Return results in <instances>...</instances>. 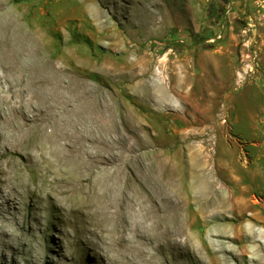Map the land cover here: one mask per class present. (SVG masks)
<instances>
[{
	"label": "rangeland",
	"instance_id": "rangeland-1",
	"mask_svg": "<svg viewBox=\"0 0 264 264\" xmlns=\"http://www.w3.org/2000/svg\"><path fill=\"white\" fill-rule=\"evenodd\" d=\"M224 6L217 0H0V14L10 11L21 26L38 29L44 44L42 53L47 57L69 55L75 61L72 64L88 58L94 60L90 82L98 83L108 97L115 95L123 106H133L145 125L139 133L158 146L165 141L167 144L161 149L173 150L177 145L173 131L175 110L184 111L183 117L190 119L195 114L192 103L203 110L209 108L208 116L214 122L203 124L202 132L206 131L201 136L196 129L200 127L181 128L185 134L181 137L185 139L182 150L189 153L194 145L204 149L211 144L210 150L219 154L217 168L229 169L232 178H242L239 190L244 187L246 194L236 196L223 216L231 218L238 228L246 226L248 219L251 223L258 219L254 239L264 244V78L257 79L255 74L248 73L259 66L260 54L258 48L247 42L251 32L243 31V26L233 21L230 14L223 13ZM104 33L108 36L98 38ZM123 58L133 59L138 72L148 71L144 78L147 77V84H161L158 76L164 75L169 108L149 103V110L141 109L138 103L134 104L133 91L124 89L123 81L115 83L106 76L102 83L98 81L101 64L108 67L113 60ZM38 60L31 54L24 56L28 68ZM1 72L11 75L9 80L16 76L0 57ZM178 83L182 84L174 88ZM1 85L7 88L4 81ZM175 91L183 94L185 101H179ZM8 113L3 105L0 136L10 132V124L5 122ZM223 153L230 161L222 160ZM23 156L24 152L11 145L0 149V264H118L116 245L105 231L111 228V217L98 215L94 209L97 206L89 207L87 216H83L84 213L76 214L64 203L63 207L53 205L47 194L38 192L42 185L38 174L45 172L44 167L38 165L29 170ZM92 185L87 191L90 199L101 188L99 183ZM29 191L34 193L29 195ZM13 192L16 201L6 204L8 194ZM59 197L65 199L64 195ZM238 217L246 220L237 222ZM123 226L110 231L115 240L125 232ZM139 229L153 243L162 240L154 237L152 230L140 226ZM204 229L201 232L206 236ZM163 246L167 264H181L180 250ZM225 248L241 253L235 243L225 244ZM253 255L248 247L245 261Z\"/></svg>",
	"mask_w": 264,
	"mask_h": 264
},
{
	"label": "bare ground",
	"instance_id": "bare-ground-1",
	"mask_svg": "<svg viewBox=\"0 0 264 264\" xmlns=\"http://www.w3.org/2000/svg\"><path fill=\"white\" fill-rule=\"evenodd\" d=\"M0 15V57L16 73L10 80L6 72L0 73V84H7V88L0 87V108L4 105L9 110L5 122L10 124V132L1 133L0 149L7 145L19 148L29 170L44 167L45 172L38 174L42 183L39 193L47 194L57 207L68 205L76 214L87 216V209L97 206L98 215L111 217V228L104 230L116 245L118 264H167L165 244L180 250L181 264H231L229 259L237 264H264V244L254 239L258 219L252 223L248 219L246 226L238 228L231 218L223 216L236 196L246 194L244 187L239 190L242 178H232L229 169L217 168L219 154L210 150L211 144L204 149L194 145L189 153L182 150L185 134L181 128L189 125L190 130L193 125L200 127L196 129L202 134L206 131L202 132L203 124L214 122L208 116L209 108L203 110L192 103L195 114L190 119L183 117L184 111L175 110L177 145L173 150L161 149L165 141L158 146L139 133L145 125L133 106H123L115 95L108 97L98 83L90 82L94 60L72 64L75 61L69 55L47 57L42 53L44 44L38 29L21 26L10 11ZM105 36L108 34L98 38ZM26 54L39 58L32 68L24 64ZM134 65L130 58L113 60L108 67L101 64L98 81L102 83L103 76L115 83L123 81L124 89L133 91L138 99H133L134 104L141 109L149 110V103L170 105L164 75L158 76L161 84L155 80L156 85L147 84L144 78L148 71L138 72ZM180 94L174 93L179 101L184 100ZM220 155L227 162L231 159L225 153ZM96 183L101 188L90 199L87 191ZM14 194H8L6 204L16 201ZM243 219L238 217L237 222ZM119 226L125 232L115 240L111 232ZM139 226L162 240L153 243ZM229 243L237 244L241 253L226 251ZM248 247L254 255L245 261Z\"/></svg>",
	"mask_w": 264,
	"mask_h": 264
},
{
	"label": "crops",
	"instance_id": "crops-1",
	"mask_svg": "<svg viewBox=\"0 0 264 264\" xmlns=\"http://www.w3.org/2000/svg\"><path fill=\"white\" fill-rule=\"evenodd\" d=\"M217 2L225 5L223 13L227 16L230 14L233 21L243 26V31L248 29L251 32L247 42L252 48H258L257 53L260 55L259 66L248 73L251 72L250 76L255 74L254 77L257 79L264 78V0H217Z\"/></svg>",
	"mask_w": 264,
	"mask_h": 264
}]
</instances>
